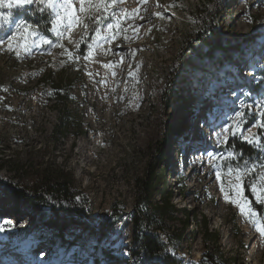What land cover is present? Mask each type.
I'll return each instance as SVG.
<instances>
[{
  "label": "rangeland",
  "instance_id": "rangeland-1",
  "mask_svg": "<svg viewBox=\"0 0 264 264\" xmlns=\"http://www.w3.org/2000/svg\"><path fill=\"white\" fill-rule=\"evenodd\" d=\"M136 2L122 0L113 7L119 21L108 15L97 25L86 12L70 34L58 38L41 31L52 44L37 37V45L28 53L20 49V56L7 44L23 13L0 9L14 13L0 21V264H95L82 223L98 227L115 217L103 241L113 257H100L101 264H150L146 255L131 254L133 216L146 203L161 202L159 192L166 188L181 211L167 220L162 238L168 241L179 232L186 215L198 216L177 249L170 248L179 264H203L205 253L216 248L205 240V220L210 232L219 233V249L230 264H264V234L221 191L222 181L232 179L227 168L238 166L237 158L225 159L234 152L229 140L248 143L244 136L262 137L260 130L264 135L259 127L264 122V0H141L148 17L134 26ZM109 23L119 24L114 38ZM217 26L231 41L249 33L259 39L203 86L199 78L211 62L197 36ZM62 82L71 87L66 104L54 90ZM64 107L78 114L81 131L71 126L57 134ZM238 113L245 115L241 119ZM237 121L240 129L232 135L230 126ZM182 123L185 129L170 133ZM45 167L74 174L70 198L46 197L74 211L79 224H43L38 206L12 193L24 190L34 199L45 194L41 185H33L35 172ZM180 167L186 175L183 196L176 188ZM244 194L260 213L253 201L264 203L253 193L251 199L245 186ZM61 233L67 241L77 240L66 253ZM24 250H32V257L24 260Z\"/></svg>",
  "mask_w": 264,
  "mask_h": 264
},
{
  "label": "trees",
  "instance_id": "trees-1",
  "mask_svg": "<svg viewBox=\"0 0 264 264\" xmlns=\"http://www.w3.org/2000/svg\"><path fill=\"white\" fill-rule=\"evenodd\" d=\"M32 7L35 6L33 5ZM22 15L25 18L28 17L27 12H23ZM37 20L40 22V31L49 33L46 29L50 28L51 25L48 23L47 18L40 19L37 15H31L32 22H36ZM92 32L93 30L91 33ZM258 39L259 36H255L254 33H249L248 35H244L241 40L231 41L218 26L211 27L204 32L201 31V33L197 36V41L204 49L206 59L211 62L209 66H205V70H208L204 71L203 75L199 78L201 84L203 86H208V84L211 83L215 77H217L221 67L224 65H231L232 61L236 59L237 55L240 51H242L245 45L254 44ZM212 64H214V67ZM54 90L58 93L56 96L61 100V102L66 104L70 98L71 87L68 84H63L62 82L61 84H57ZM71 126H73L77 131H81L83 129V125L78 114L76 113V115H73L71 110L64 107L63 110L60 111L56 132L61 135ZM183 129H185V123L180 124L176 129L172 128L170 133L177 134ZM260 134L264 137L262 130H260ZM228 145L233 148V151L237 154V164L241 168H243L246 163L249 165L252 163L259 165L261 162H264V149L258 150L252 145L242 141L240 138L230 139ZM191 171L194 172V167H191ZM245 179H248V177ZM185 180L186 175L183 171H181L180 174H178L176 182V188L179 190L181 196H183L186 192ZM33 185H41V190H43L45 194L37 197V193H34L36 196L34 199L33 196L26 194V191L24 190H13L12 193L16 197L29 201L30 203H34L38 206V221L46 225H56L61 228H64L69 224H79L78 222H75L77 221L75 218L77 217V214L73 213L74 211L72 212L69 208H61L60 204L51 203L46 197L50 194L58 198V200L70 198V196L73 195L75 188V178L73 173L65 172L63 169L57 170L51 167L41 168L35 172V183H33ZM249 185L250 181L249 183L244 184L247 194L251 199H253V195L249 191ZM27 191L32 192L30 189H27ZM159 193L163 198L161 202H155L154 204L152 202H148L133 216L134 230L131 254L135 256L140 254L146 255L151 259L150 264H179L180 259L170 252V248L177 249L174 245L176 243H181L184 240L185 235L188 234L187 231L189 226L191 224L193 225V221L190 223V220L194 218L198 219V216L186 215V220L182 228L174 235H169L167 242L164 238H162L159 232H165L167 220H173L177 217L176 215L179 214L181 210L173 202L174 192L171 189L169 190L166 188L165 190H161ZM253 203L254 207L262 213L264 206L256 204L255 201H253ZM203 217L205 218L204 215ZM118 219L119 217H115V219H113V221L109 224L98 227L86 222L82 223V225L85 226L83 236L88 242L93 243L91 246L95 255V258L92 259L93 263L101 264L99 259L100 257H106L107 259L113 257L107 249L104 248L103 241L107 238L112 224ZM204 230V236H206L205 240H212V242H214L217 246L214 250L205 253L203 257L207 259V262H204L203 264H230L228 259L225 258L223 252L219 249V233L216 234L210 232L207 220H205ZM193 231L194 228L190 232L193 233ZM59 237L62 240V247L64 248L63 253L68 252L77 244V240H65L62 233ZM9 238L13 240L14 236H9ZM56 255L59 254H55V256Z\"/></svg>",
  "mask_w": 264,
  "mask_h": 264
},
{
  "label": "snow or ice",
  "instance_id": "snow-or-ice-1",
  "mask_svg": "<svg viewBox=\"0 0 264 264\" xmlns=\"http://www.w3.org/2000/svg\"><path fill=\"white\" fill-rule=\"evenodd\" d=\"M117 3H122V0H0V9H17L22 13L27 12L28 17L25 18L21 15L20 19L17 20L14 33L8 37L7 47L9 50L15 51L17 56L21 55L20 49H23L25 53L32 50L33 47L37 45V40L42 44H52V41L41 33L40 22L31 21V15H37L40 19L47 18L48 23L51 25L46 31H52L56 36L62 37L66 34H70V30L76 25V23L81 19L80 13H89L90 18H94L97 25L103 23L107 16L110 15L114 20L119 21V17L113 7ZM35 7H32V6ZM124 12V9H121ZM97 12L105 13L107 15H96ZM135 14L127 13L126 15ZM160 15L161 13H157ZM14 13L8 11L7 13L0 11V21H9L13 17ZM3 24L0 23V27ZM87 27V25H85ZM119 27V24H107V28L110 30V37L114 38V30ZM97 36H100V28L95 29ZM83 40V38H82ZM3 41L0 40V44ZM63 47L62 44H60ZM92 55V51H89V56ZM69 59L73 58V53L68 52ZM107 66V65H106ZM132 75V73H130ZM241 119L245 113L237 114ZM264 116V112L261 113ZM234 130L232 135H236L237 131L240 129L239 122L237 121L234 125L230 126ZM259 127L264 128V122L259 124ZM228 131V129H225ZM249 144H255L258 147L264 149V137L259 136V134H253L252 136L243 137ZM237 154L235 152H229L228 157L225 159H236ZM213 159H216L213 156ZM211 163V161H209ZM227 174L232 177L231 180L226 182L222 181L221 191L224 193V198L229 202L237 205L240 209L241 214L245 215L250 222L264 234V213H257L252 205L250 204L248 197L244 194V184L249 183L250 188L255 196L256 200L260 203H264V162L259 165L252 163L251 165L245 164L243 168L228 167ZM217 179H221V173H216ZM248 177L249 179H245ZM226 183V186H225ZM231 193V195H230Z\"/></svg>",
  "mask_w": 264,
  "mask_h": 264
},
{
  "label": "bare ground",
  "instance_id": "bare-ground-1",
  "mask_svg": "<svg viewBox=\"0 0 264 264\" xmlns=\"http://www.w3.org/2000/svg\"><path fill=\"white\" fill-rule=\"evenodd\" d=\"M140 2H141V0H138V2H136V4L134 5V9L136 10V16L133 18L134 19V21H133L134 26H138L140 23L145 22L147 20V17H148L146 6L143 4H140ZM200 127H203V125L201 124ZM157 130L158 129H156L155 132H157ZM151 135H152V132H149L148 137L150 138ZM3 205L7 206L8 204H5V202H4ZM254 243L256 244V240H254ZM30 254L32 255V250H24L21 255H22L23 259L26 260V259H29V257L31 256ZM183 255H181V256L184 257Z\"/></svg>",
  "mask_w": 264,
  "mask_h": 264
},
{
  "label": "water",
  "instance_id": "water-1",
  "mask_svg": "<svg viewBox=\"0 0 264 264\" xmlns=\"http://www.w3.org/2000/svg\"><path fill=\"white\" fill-rule=\"evenodd\" d=\"M167 241V240H166ZM168 242V241H167Z\"/></svg>",
  "mask_w": 264,
  "mask_h": 264
}]
</instances>
